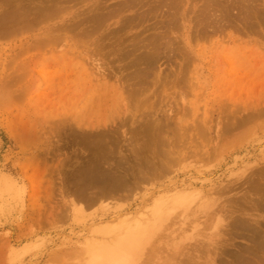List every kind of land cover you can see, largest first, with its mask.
I'll list each match as a JSON object with an SVG mask.
<instances>
[{
  "label": "rangeland",
  "instance_id": "374dc122",
  "mask_svg": "<svg viewBox=\"0 0 264 264\" xmlns=\"http://www.w3.org/2000/svg\"><path fill=\"white\" fill-rule=\"evenodd\" d=\"M24 1L0 34V264H264L233 225L264 233V0Z\"/></svg>",
  "mask_w": 264,
  "mask_h": 264
},
{
  "label": "bare ground",
  "instance_id": "6f19581e",
  "mask_svg": "<svg viewBox=\"0 0 264 264\" xmlns=\"http://www.w3.org/2000/svg\"><path fill=\"white\" fill-rule=\"evenodd\" d=\"M15 1H16V0H7V1L4 0V1H3V2L5 3V5H6V2L9 3V8H10V9L6 10L7 7H6V9L4 8V9L7 11V12H5V11H4V12L7 13V14H4V13H3L5 16H4L3 14L0 15L1 17L3 16L2 18H0V34L3 32V34H6V35H7V33H9L8 35L12 34L11 36H13V33H12V32H14V31H12V30L17 29L18 27H24L25 24H26V23H25V18L28 19V18H27V13H29V12L25 11V9H35V8H36L35 5H34L35 8L32 7L31 2H30V4L27 3L25 6L23 5L22 8H21L20 5H19V7H16V6H18V5L16 4ZM25 1H27V0H25ZM25 1H24V2H25ZM32 1H33V0H32ZM133 1H134V0H133ZM138 1H140L139 3H141V0H138ZM147 1H148V3H149V6H150V2H149V0H147ZM147 1L145 0V1H142V2H145V3H146ZM162 1H164V0H159V4H160V5L157 4L158 6H157V5L155 6V4H153V6H152L153 9H155L154 6H155V7H159V6H161V7H162V3H163ZM165 1H166V0H165ZM169 1H170V2H169ZM169 1H168V2H169L168 5H169V7H171V4H172V9H173L174 12H176L174 9H179V10H180V8H181L182 5L179 6V2H180L179 0H178V2H177L176 0H169ZM175 1H176L177 3H176ZM181 1H182V0H181ZM184 1H185V0H184ZM230 1H231V0H230ZM241 1L243 2V0H240V1L238 0L237 5H241L242 3H241V4H238V3H240ZM251 1H253V0H251ZM24 2H23V4H24ZM27 2H29V1H27ZM39 2H40V1H39ZM43 2L46 3V0H44ZM43 2H42V3H43ZM124 2H125L124 5H123L122 2L119 3V4H121V8L124 7V6H126V8L128 7V5H126V1H124ZM130 2H132V1H130ZM151 2H152V1H151ZM154 2H155V0H154ZM166 2H167V1H166ZM166 2H165V3H166ZM172 2H173V3H172ZM199 2H200V0H199ZM203 2H204V3H203ZM246 2H247V1H246ZM248 2H250V1H248ZM21 3H22V2H21ZM40 3H41V2H40ZM76 3H77V2H76ZM145 3H144V4H145ZM148 3H146V4H148ZM184 3H185V2H184ZM184 3H183V5H184ZM190 3H191V2H190ZM197 3H198V1H197ZM197 3H196V4H197ZM200 3H201V2H200ZM202 3H203L202 6L199 4V6H200V7H199L200 10H201V9H205V10H206V9H209L211 6H212V8L215 7V8H217V9L219 8V9H221V10H222L223 8H224V10L227 9V8L230 9V7L232 8V5H230V7H228V6H227L228 4H227V5H224L223 2H220V0H219V1H218V0H203ZM230 3H232V1H231ZM230 3H229V4H230ZM234 3H236V2H234ZM243 3H245V2H243ZM252 3H253V2H252ZM18 4H19V3H18ZM100 4H101V3H100ZM114 4H115V3H114ZM127 4H128V3H127ZM130 4H131V3H130ZM166 4H167V3H166ZM174 4H175V5H174ZM5 5H4V6H5ZM40 5H41V4H40ZM43 5H44V4H43ZM49 5H50V4H49ZM49 5H48V6H49ZM51 5H52V3H51ZM235 5H236V4H235ZM164 6H167V5H163V7H164ZM175 6H177V7L179 6L180 8H175ZM213 6H214V7H213ZM245 6H247V5H245ZM245 6H244V7H245ZM41 7H42V5H41ZM44 7H45V5H44ZM46 7H47V6H46ZM51 7H52V6H51ZM54 7H56V6H54ZM100 7H101V6H99L98 8L100 9ZM133 7H134V6H133ZM150 7H151V6H150ZM163 7H162V8H163ZM173 7H174V8H173ZM182 7H183V6H182ZM237 7H238V6H237ZM240 7H241V6H240ZM242 7H243V6H242ZM242 7H241V8H242ZM247 7H248V6H247ZM252 7H253V5H252ZM38 8H39V5H38L37 9H38ZM92 8H93V7H92ZM94 8H95V7H94ZM128 8H129V7H128ZM197 8H198V6H197ZM263 8H264V7H263ZM17 9H21V11H18ZM22 9H23V10H22ZM56 9H57V8H56ZM63 9H65V7H64ZM148 9L150 10V8H148ZM151 9H152V8H151ZM170 9H171V8H170ZM210 9H211V8H210ZM233 9H234V8H233ZM243 9H244V8H243ZM246 9H247V8H246ZM253 9H254V8H253ZM256 9H257V8H256ZM59 10H60V8H59ZM59 10H58V11H59ZM65 10H66V9H65ZM93 10H94V9H93ZM136 10H137V9H136ZM248 10H249V9H248ZM28 11H29V10H28ZM117 11H118V10H117ZM122 11H123V10H122ZM145 11L148 12V10H146V9H145ZM203 11H204V10H203ZM207 11H209V10H207ZM215 11H216V10H215ZM244 11H245V9H244ZM35 12H36V11H35ZM53 12H54V11H53ZM165 12H166V11H165ZM222 12H223V11H222ZM255 12H256V11H255ZM105 13H106V12H105ZM119 13H120V12H119ZM148 13L150 14V11H149ZM152 13H154V12H152ZM166 13H167V12H166ZM176 13H177V12H176ZM178 13H181V12H178ZM211 13H212V12H211ZM220 13H221V12H220ZM31 14H32V13H31ZM41 14H42V13H41ZM53 14H54V13H53ZM103 14H104V13H103ZM139 14H140V13H139ZM149 14H146V15L148 16ZM169 14H171V13H169ZM169 14H168V15H169ZM173 14H174V13H173ZM173 14H171V16H172ZM186 14H188V13H186ZM202 14H203V13H202ZM202 14H200V15H202ZM213 14H214V12H213ZM230 14H231V13H230ZM249 14H250V13H249ZM51 15H52V14H51ZM55 15H57V14H55ZM146 15L144 14V16H146ZM198 15H199V14H198ZM208 15H209V13H208ZM28 16H29V15H28ZM52 16H53V15H52ZM57 16H58V15H57ZM107 16H108V14H107ZM126 16H127V15H126ZM138 16H139V15H138ZM138 16H137V17H138ZM217 16H218V15H217ZM261 16H262V15H261ZM99 17H100V16H99ZM168 17H169V16H168ZM174 17H175V15H173V17H171V18H174ZM208 17H209V16H208ZM222 17L224 18V16H222ZM226 17H227V16H226ZM226 17H225V18H226ZM242 17H243V16H242ZM30 18H31V17H30ZM90 18H91V17H90ZM121 18H122V17H121ZM133 18H134V17H133ZM143 18H144V17H143ZM146 18H147V17H146ZM166 18H167V17H166ZM175 18H176V17H175ZM202 18H203V17H202ZM209 18H210V17H209ZM223 18H222V19H223ZM243 18H244V17H243ZM88 19H89V18H88ZM94 19H95V18H94ZM105 19H106V18H105ZM164 19H165V18H164ZM178 19H179V18H178ZM182 19H183V18H182ZM28 20H29V19H28ZM37 20H38V19H37ZM39 20H40V18H39ZM39 20H38V21H39ZM72 20H74V19H72ZM97 20H98V19H97ZM99 20H100V19H99ZM99 20H98V21H99ZM108 20H109V18H108ZM167 20H168V19H167ZM173 20H174V19H173ZM173 20H172V21H173ZM211 20H212V19H211ZM211 20H210V21H211ZM254 20H255V19H254ZM257 20H258V19H257ZM30 21H31V20H30ZM138 21H139V20H138ZM138 21H137V22H138ZM154 21H155V20H154ZM158 21H159V19H158ZM169 21H170V20H169ZM204 21H205V20H204ZM217 21H218V20H217ZM87 22H88V21H87ZM135 22H136V21H135ZM200 22H201V21H200ZM221 22H222V21H221ZM254 22H255V21H254ZM62 23H63V22H62ZM94 23H95V22H94ZM97 23H98V22H97ZM97 23H95V24H97ZM126 23H127V22H126ZM150 23H151V22H150ZM205 23H206V22H205ZM251 23H252V22H251ZM31 24H32V23H31ZM68 24H69V23H68ZM72 24H73V23H72ZM124 24H125V23H124ZM129 24H130V23H129ZM158 24H159V23H158ZM33 25H34V24H33ZM70 25H71V24H70ZM134 25H135V24H134ZM156 25H157V24H156ZM72 26H73V25H72ZM72 26H70V27L73 28L74 26H73V27H72ZM160 26H161V25H160ZM209 26H210V25H209ZM231 26H232V25H231ZM51 27H52V26H51ZM77 27H78V26H77ZM138 27H139V26H138ZM216 27H217V26H216ZM56 28H57V27H56ZM59 28H60V27H59ZM156 28H157V27H156ZM210 28H211V27H210ZM57 29H58V28H57ZM75 29H76V28H75ZM145 29H146V28H145ZM151 29H152V28H151ZM9 30H11V32H9ZM52 30H53V29H52ZM73 30H74V29H73ZM104 30H105V29H104ZM209 30H210V29H209ZM217 30H218V29H217ZM48 31H49V30H48ZM175 31H176V30H175ZM175 31H174V32H175ZM4 32H5V33H4ZM6 32H7V33H6ZM16 32L18 33V31H16ZM16 32H15V35H16ZM20 32H22V31H20ZM53 32H54V31H53ZM53 32H52V33H53ZM82 32H83V31H82ZM94 32H96V30H95ZM162 32L164 33V31H162ZM162 32H161V37H162V35H164ZM165 32H166V31H165ZM194 32H195V31H194ZM219 32H220V31H219ZM57 33H58V32H57ZM63 33H64V32H63ZM65 33H67V32H65ZM83 33H84V32H83ZM247 33H248V32H247ZM50 34H51V31H50ZM50 34H49V37H51ZM114 34H115V33H114ZM157 34H158V33H157ZM231 34H232V33H231ZM8 35H7V36H8ZM42 35H45V34H42ZM65 35H66V34H65ZM158 35H159V34H158ZM1 36H4V35H1ZM1 36H0V37H1ZM40 36H41V34H40ZM114 36H115V35H114ZM41 37H43V36H41ZM52 37H53V41H54V37H55V36H52ZM57 37L59 38V36H57ZM57 37H56L55 39H57ZM151 37H153V36H151ZM154 37H155V36H154ZM198 37H199V36H198ZM1 38H4V37H1ZM61 38H62V37H61ZM169 38H170V37H169ZM158 39H159V38H158ZM163 39H164V37H163ZM208 39H209V38H208ZM51 40H52V39H51ZM72 40H73V39H72ZM144 40H145V39H144ZM55 41H56V40H55ZM59 41H60V39L56 41V45H57V43H60V42H61V41H60V42H59ZM85 41H86V40H85ZM116 41H117V40H116ZM141 41H142V40H141ZM156 41H157V40H156ZM158 41L160 42V40H158ZM158 41H157L156 43H155V41H154V46H155V44L158 45V44H157ZM161 41H162V40H161ZM193 41H194V40H193ZM35 42H36V41H35ZM48 42H49V39H48ZM150 42H152V41H150ZM171 42H174V41H171ZM40 43H41V42H40ZM51 43H52V41H51ZM53 43H54V42H53ZM84 43H85V42H84ZM161 43H162V42H161ZM164 43H165V42H164ZM41 44H42V43H41ZM49 44H50V43H49ZM147 44H148V43H147ZM151 44H152V43H151ZM178 44H179V43H178ZM181 44H182V43H181ZM36 45H38V44H36ZM42 45H43V44H42ZM61 45H62V44H61ZM127 45H128V44H127ZM133 45H134V44H133ZM144 45H145V44H144ZM172 45H173V44H172ZM182 45H183V44H182ZM32 46H33V45H32ZM38 46H39V45H38ZM107 46H109V44H108ZM160 46H161V45H160ZM162 46H163V45H162ZM40 47H41V45H40ZM44 47H45V46H44ZM79 47H80V46H79ZM144 47H145V46H144ZM163 47H164V46H163ZM174 47H175V46H174ZM27 48H28V47H26L25 50H26ZM150 48H152V47H150ZM150 48H149V49H150ZM36 49H37V48H36ZM38 49H39V48H38ZM103 49H104V48H103ZM144 49H145V48H144ZM167 49H168V48H167ZM176 49H177V48H176ZM183 49H184V48H183ZM28 50H30V48H28ZM42 50H43V49H42ZM42 50H41V51H42ZM135 50H136V49H135ZM142 50H143V49H142ZM156 50H157V49H156ZM158 50H159V49H158ZM171 50H172V49H171ZM26 51H27V50H26ZM30 51H31V50H30ZM58 51H59V50H58ZM60 51H61V50H60ZM172 51H173V50H172ZM184 51H185V50H184ZM23 52H24V49H23ZM27 52H28V51H27ZM31 52H32V51H31ZM35 52H36V51H35ZM133 52H135V51H133ZM140 52H141V51H140ZM145 52H146V51H145ZM152 52H153V51H152ZM152 52H150V53H152ZM161 52H162V51H161ZM175 52H177V51H175ZM179 52H180V51H179ZM185 52H186V51H185ZM153 53H154V52H153ZM177 53H178V52H177ZM18 54H19V53H18ZM23 54H25V53H23ZM23 54H22V55H23ZM55 54H56V53H55ZM141 54H142V53H141ZM166 54H168V53H166ZM183 54H184V53H183ZM125 55H126V52H125ZM131 55H132V54H131ZM149 55H150V54H149ZM152 55H153V54H152ZM155 55H156V54H155ZM162 55H163V53H162ZM171 55H172V54H171ZM175 55H176V54H175ZM187 55H188V54H187ZM16 56H17V55H16ZM166 56H167V55H166ZM14 57H15V56H14ZM19 57H20V55H19ZM180 57H181V56H180ZM188 57H189V56H188ZM149 58H150V57H149ZM73 59H74V58H73ZM160 59H161V58H160ZM182 59H183V58H182ZM186 59H187V58H186ZM186 59H185V60H186ZM84 60H85V59H84ZM176 60H177V59H176ZM122 61H123V60H122ZM145 61L147 62L146 58H145ZM148 61H149V59H148ZM167 61H168V60H167ZM187 61H188V60H187ZM83 62H84V61H83ZM87 62H88V61H87ZM151 62H152V61H151ZM180 62H181V61H180ZM147 63H148V62H147ZM147 63H146V64H147ZM173 63H174V62H173ZM173 63H172V64H173ZM189 63H191V62H189ZM189 63H188V64H189ZM149 64H150V63H149ZM139 65H140V64H139ZM150 65H151V64H150ZM87 66H88V65H87ZM21 67H22V66H21ZM25 67H26V66H25ZM133 67H134V66H133ZM148 67H149V66H148ZM150 67H151V66H150ZM176 67H177V66H176ZM95 68H96V67H95ZM88 69H90V68H88ZM92 69H94V68H92ZM96 69H97V68H96ZM186 69H187V68H186ZM188 69H189V68H188ZM142 70H144V69H142ZM155 70H157V68H156ZM93 71H94V70H93ZM147 71H148V70H147ZM150 71H151V70H150ZM162 71H163V70H162ZM174 71H175V70H174ZM182 71H183V70H182ZM24 72H25V69H24ZM144 72H145V71H144ZM92 73H93V72H92ZM134 73H135V72H134ZM134 73H133V74H134ZM142 73H143V72H142ZM150 73H151V72H150ZM182 73H183V72H182ZM11 74H12V73H11ZM18 74H19V73H18ZM20 74H21V73H20ZM95 74H96V73H95ZM136 74H137V73H136ZM143 74H144V73H143ZM151 74H152V73H151ZM171 74H172V73H171ZM93 75H94V73H93ZM97 75H98V74H97ZM101 75H102V73H101ZM138 75H139V74H138ZM140 75H142V74H140ZM8 76H9V75H8ZM172 76H173V75H172ZM183 76H184V75H183ZM13 77H14V76H13ZM13 77H12V78H13ZM22 77H24V76H22ZM86 77H87V76H86ZM148 77H149V76H148ZM9 78H10V77H9ZM14 78H15V77H14ZM96 78H97V77H96ZM140 78H141V77H140ZM146 78H147V76H146ZM152 78H153V77H152ZM162 78H163V77H162ZM21 79H22V78H21ZM24 79H25V78H24ZM147 79H148V78H147ZM150 79H151V77H150ZM150 79H148V80H150ZM160 79H161V78H160ZM164 79H165V78H164ZM5 80H6V79H5ZM19 80H20V79H19ZM95 80H97V79H95ZM141 80H142V79H141ZM154 80H155V77H154ZM166 80H168V79H166ZM8 81H9V80H8ZM8 81H7V83H8ZM13 81H14V79H13ZM22 81H23V80H22ZM20 82H21V81H20ZM92 82H93V81H92ZM144 82H147V81H144ZM150 82H151V81H150ZM167 82H168V81H167ZM140 83H141V82H140ZM14 84H15V83H14ZM14 84H13V85H14ZM17 84H19V83H17ZM88 84H89V82H88ZM94 84H96V83H94ZM150 84H151V83H150ZM152 84H153V83H152ZM166 84H167V83H166ZM90 85L92 86V84H90ZM127 85H128V84H127ZM127 85H126V86H127ZM145 85L148 86V84H145ZM15 86H16V85H15ZM126 86H125V87H126ZM149 86H150V85H149ZM163 86H164V85H163ZM22 88H23V87H22ZM24 88H25V87H24ZM142 88H143V87H142ZM144 88H145V87H144ZM154 88H155V87H154ZM125 89H126V88H125ZM155 89H156V88H155ZM160 89H161V88H160ZM160 89H159V90H160ZM179 89H180V87H179ZM14 90H15V89H14ZM25 90H26V89H25ZM91 90H92V88H91ZM97 90H99V89H97ZM97 90H96V91H97ZM11 91H12V90H11ZM20 91H21V90H20ZM28 91H29V90H28ZM89 91H90V90H89ZM92 91H93V90H92ZM96 91H95V93H96ZM130 91H131V90H130ZM139 91H140V90H139ZM139 91H138V92H139ZM17 92H19V89L16 91V93H17ZM24 92H25V91H24ZM93 92H94V91H93ZM143 92H144V91H143ZM161 92H162V91H161ZM16 93H15V95H17ZM19 93H20V92H19ZM127 93H128V92H127ZM26 94H27V93H26ZM24 95H25V94H23V96H24ZM129 95H130V92H129ZM139 95H141V94L139 93ZM142 95H143V94H142ZM130 97L132 98V96H130ZM135 98H136V97H135ZM150 98H151V97H150ZM128 99H129V98H128ZM133 99H134V98H133ZM135 100H137V98H136ZM129 101H130V100H129ZM149 102H150V101H148V103H149ZM122 103H123V102H122ZM132 103H133V101H132ZM136 103H137V102H136ZM148 103H147V104H148ZM124 104H125V103H124ZM133 104H134V103H133ZM153 104H154V103H153ZM126 105H127V104H126ZM149 105H150V104H149ZM130 106H131V105H130ZM130 106H129V107H130ZM138 107H139V106H138ZM140 108H141V107H140ZM131 110H132V109H131ZM148 111H149V110H148ZM237 111H238V110H237ZM233 112H234V111H233ZM251 112H252V111H251ZM143 115H144V114H143ZM146 115H147V114H146ZM69 118H70V117H69ZM177 122H179V121H177ZM177 124H178V123H177ZM179 124H180V123H179ZM144 125H145V124H144ZM66 126H67V125H66ZM153 127H155V126H153ZM162 127H163V126H162ZM63 128H64V126H63ZM158 128H159V127H158ZM176 128H177V127H176ZM69 129H70V128H69ZM69 129H68V130H69ZM150 129H151V128H150ZM150 129H149V130H150ZM59 130H60V129H59ZM173 130H174V129H173ZM177 130H179V129H177ZM202 131H203V130H202ZM103 132H104V131H103ZM108 132H109V131H108ZM142 132H143V131H142ZM142 132H141V133H142ZM162 132H163V131H162ZM177 132H178V131H177ZM198 132H199V131H198ZM98 133H99V132H98ZM153 133H154V132H153ZM143 134H144V133H143ZM155 134H156V133H155ZM173 134H174V133H173ZM182 134L184 135V133H182ZM182 134H181V135H182ZM97 135H98V134H97ZM106 135H107V134H106ZM83 136H84V135H83ZM87 136H88V135H87ZM87 136H86V137H87ZM155 136H156V135H155ZM96 137H97V136H96ZM90 138H93V137H90ZM161 140H162V138H161ZM94 142H95V141H94ZM144 142H145V141H144ZM91 144H92V143H91ZM98 144H99V143H98ZM127 144H128V143H127ZM95 145H96V144H95ZM105 145H106V144H105ZM116 145H117V144H116ZM158 145H159V144H158ZM103 146H104V145H103ZM165 146H166V145H165ZM99 147H100V146H99ZM105 147H106V146H105ZM107 147H108V146H107ZM176 147H177V146H176ZM132 148H133V147H132ZM144 148H145V147H144ZM183 148H184V147H183ZM109 149H110V148H109ZM111 149H112V148H111ZM111 149H110V151H111ZM130 149H131V148H130ZM152 149H153V148H152ZM155 149H156V148H155ZM101 150H102V149H101ZM131 150H132V149H131ZM149 150H150V149H149ZM99 151H100V150H99ZM104 151H105V150H104ZM104 151H103V152H104ZM135 151H136V150H135ZM93 152H94V151H93ZM97 152H98V150H97ZM97 152H96V154H97ZM103 152H102V153H103ZM106 152H107V151H106ZM110 153H111V152H110ZM135 153H136V152H135ZM154 153H155V152H154ZM108 154H109V153H108ZM132 154H134V153H132ZM155 154H156V153H155ZM162 154H163V155H161V156H164V153H162ZM104 155H107V154H104ZM149 155H150V154H149ZM167 155H168V154H167ZM94 156H96V155H94ZM100 156H101V155H100ZM105 157H106V156H105ZM136 157H137V156H136ZM158 157H159V156H158ZM106 158H107V157H106ZM144 158H145V157H144ZM168 158H169V157H168ZM100 159H101V158H100ZM93 160H94V159H93ZM95 160H96V159H95ZM107 160H108V159H107ZM151 160H152V159H151ZM99 161H100V160H99ZM109 161H110V160H109ZM149 161H150V160H149ZM165 161H166V160H165ZM165 161H164V162H165ZM107 162H108V161H107ZM151 162H152V161H151ZM98 163H99V162H98ZM102 163H103V162H102ZM93 164H94V163H93ZM119 164H120V163H119ZM151 164H152V163H151ZM120 165H121V164H120ZM157 165H158V164H157ZM166 165H167V164H166ZM97 166H98V165H97ZM102 166H103V165H102ZM142 166H143V165H142ZM160 166H161V165H160ZM164 167H165V166H164ZM95 168H96V167H95ZM87 169H88V168H87ZM92 169H93V168H92ZM162 169H163V168H162ZM96 170H97V169H96ZM100 170H101V169H100ZM112 170H113V169H112ZM86 171H87V170H86ZM84 172H85V171H84ZM159 172H160V171H159ZM118 173H119V172H118ZM154 173H155V172H154ZM102 174H103V173H102ZM102 174H101V176L103 177ZM107 174H108V173H107ZM112 174H113V173H112ZM96 175H97V174H96ZM98 175H100V174H98ZM129 175H130V174H129ZM143 175H144V174H143ZM109 176H110V175H109ZM112 176H113V175H112ZM117 176H118V175H117ZM123 176H124V175H123ZM131 176H132V175H131ZM76 177H77V175H76ZM114 177H116V176H114ZM104 178H105V177H104ZM116 178H117V177H116ZM142 178H143V177H142ZM263 178H264V177H263ZM97 179H98V178H97ZM135 179H136V178H135ZM117 180H118V179H117ZM144 180H145V179H144ZM87 181H88V180H87ZM89 181H90V180H89ZM89 181H88V182H89ZM107 181H108V182H111L110 179H107ZM124 181H125V180H124ZM116 182H117V181H116ZM120 182H121V181H120ZM260 182H261V180H260ZM113 183H114V182H113ZM123 183H124V182H123ZM263 183H264V182H263ZM93 184H94V183H93ZM97 184H98V183H97ZM87 186H88V185H87ZM89 186H90V185H89ZM89 186H88V187H89ZM92 186H94V185H92ZM112 186H113V185H112ZM90 187H91V186H90ZM109 187H110V184H109ZM252 188H253V187H252ZM127 189H128V188H127ZM253 189H254V188H253ZM127 191H128V190H127ZM254 191H255V190H254ZM115 192H116V191H115ZM81 193H82V192H81ZM104 194H105V193H104ZM111 194H112V193H111ZM113 194H114V193H113ZM85 197H86V196H85ZM85 199H86V198H85ZM89 199H90V198H89ZM93 200H94V199H93ZM91 201H92V200H91ZM241 201H242V203H243V200H241ZM241 201H240V202H241ZM255 201H256V200H255ZM255 201H254V202H255ZM206 202H207V201H206ZM208 202H209V201H208ZM208 202H207V203H204V205L208 204ZM245 203H246V202H245ZM256 203H257V202H256ZM257 204H258V203H257ZM238 205H240V204H238ZM262 205H263V204H262ZM207 206H208V205H207ZM258 207H260V205H259ZM158 208H159V207H158ZM253 208H254V207H253ZM260 208H261V207H260ZM225 210H226V209H225ZM206 212H207V211H206ZM216 212H217V211H216ZM220 213H221V212H220ZM223 213H224V212H223ZM223 213H222V214H223ZM159 214H161V213H159ZM234 217L236 218V216H234ZM226 218H227V217H226ZM158 220H159V219H158ZM160 220H161V218H160ZM231 220H233V218H232ZM231 220H230V221H231ZM155 221H156V220H155ZM162 221H163V220H161V222H162ZM157 222H159V221H157ZM246 222H247V221H246ZM246 222H245L243 219H241V220H240V219H239V220H238V219H235V220L233 221V225H234L235 228L241 230L240 232H242V234H244V235H248V236H249V237H245V238H248V239L252 238L253 241H254L255 244H256V247L258 246L259 249H260V248L264 249V233H263V230H262L260 227H254V226H252V225H250L249 223H246ZM92 224H93V223H92ZM151 224H154V223H151ZM145 226H146V225H145ZM153 226H155V225H153ZM158 226H159V224H158ZM148 227H149V226H148ZM153 228H154V227H153ZM153 228H151L152 231H154ZM231 228H233V227H231ZM99 229H100V228H99ZM142 229H143V227H142ZM142 229H141V230H142ZM146 229H148V228H145V230H146ZM149 229H150V228H149ZM155 229H156V228H155ZM223 229H224V228H223ZM103 230H104V229H103ZM138 230H139V229H138ZM148 231H149V230H148ZM148 231H147V230H146L145 232L143 231V234H142V233H140V234L144 235V233H146V232L148 233ZM152 231H151V232H152ZM220 231H221V230H220ZM225 231H226V230H225ZM137 232H138V231H137ZM224 233H225V232H224ZM148 234L150 235V232H149ZM235 234H236V236H237V233H235ZM242 234H241V235L238 234V235L242 236ZM142 235H141V236H142ZM149 235H147L146 237L148 238ZM217 235H218V234H217ZM141 236H140V237H141ZM136 237H139V236L136 235ZM136 237H135V238L133 237V239H132V240L134 241L135 244H136V242H137L136 240L138 239V238L136 239ZM142 237H143V236H142ZM176 237H177V236H176ZM218 237H219V236H218ZM123 238H124V237H123ZM127 238H128V237H127ZM130 238H131V237H130ZM130 238H129V240H130ZM143 238H144V237H143ZM143 238H142V239H143ZM118 239H119V238H118ZM121 239H122V238H120V240H121ZM134 239H136V240H134ZM149 239H150V238H149ZM214 239H215V238H214ZM120 240H119V241H120ZM145 240H146V239H145ZM145 240H144V242H146ZM117 241H118V240H117ZM117 241H116V244L118 243ZM135 241H136V242H135ZM139 241H140V239L138 240V242H139ZM219 241H220V240H219ZM123 242H124V240H123ZM128 242H129V241H128ZM142 242H143V241H142ZM200 242H201V241H200ZM120 243H121V241H120ZM124 243H126V242H124ZM130 243H131V242H130ZM130 243H129V244H130ZM122 244H123V243H122ZM139 244L141 245V243H139ZM144 244H145V243H144ZM203 244H204V243H203ZM234 244H235V243H234ZM131 245H133V244H131ZM136 245H137V244H136ZM199 245H200V244H199ZM206 245H207V244H206ZM252 245H253V244H252ZM133 246L135 247V245H133ZM137 246H138V245H137ZM193 246H194V245H193ZM202 246H203V245L201 244L200 247H202ZM194 247H195V246H194ZM203 247H205V246H203ZM251 247H252V246H251ZM258 247H257V249H258ZM106 248H107V246H106ZM131 248H132V247H131ZM206 248H207V247H206ZM168 249H169V248H168ZM189 249H190V248H189ZM197 249H198V248H197ZM215 249H216V248H215ZM218 249H219V248H218ZM243 249H244V246H243ZM247 249H248V248H247ZM247 249H244L243 251H244V252L246 251V253H247ZM252 249H254V247H253ZM259 249H258V250H259ZM262 249H260V250H262ZM98 250H99V249H98ZM202 250H203V249H202ZM219 250H220V249H219ZM250 250H251V249L249 248V249H248V252H249V253H250ZM132 251H133V250H132ZM195 251H196V250H195ZM222 251H224V250H222ZM228 251H229V250H228ZM241 251H242V250H241ZM254 251H255V250H254ZM97 252H98V251H97ZM104 252H105V251H104ZM135 252H136V251H135ZM263 252H264V251H263ZM92 253H93V252H92ZM138 253H139V251H138ZM158 253H159V252H158ZM190 253H192V252H190ZM190 253H189V254H190ZM223 253H224V252H223ZM234 253H236V251L233 252V254H232L233 257H231V256H230V257H231V258H235V260H234L235 262L233 263V262L230 261V264H236V263H237V264H252V263H254V262H252L250 259H248L246 256H245V257H246V258H245L244 255H242V256L238 255V256L234 257V256L236 255V254H234ZM237 253H238V252H237ZM253 253H254V252H253ZM96 254H97V253H96ZM135 254H136V253H135ZM167 254H168V253H167ZM183 254H184V253H183ZM201 254H202V253H201ZM225 254H226V253H225ZM238 254H240V253H238ZM247 254H248V253H247ZM255 254H257V251H256V253H254V256L256 257ZM88 255H89V254H88ZM170 255H171V254H170ZM218 255H219V254H218ZM227 255H228V254H227ZM230 255H231V254H230ZM252 255H253V254H252ZM257 255H258V254H257ZM185 256H186V255H185ZM185 256H184V257H185ZM192 256H193V255H192ZM194 256H196V255H194ZM228 256H229V255H228ZM171 257H172V256H171ZM187 258H188V257H187ZM187 258H186V259H187ZM189 258H191V256H190ZM193 258H194V257H193ZM193 258H192V259H193ZM222 258H223V257H220V259H222ZM260 258H261V257H260ZM260 258H259V259H260ZM215 259H216V258H215ZM218 259H219V258H218ZM247 259H248V260H247ZM256 259H258V257H257ZM216 260H217V259H216ZM253 261H254V260H253ZM261 261H262V260L260 259L259 262H261ZM188 262L190 263L191 261L188 259V261H186V263H188ZM250 262H251V263H250ZM93 263H94V262H93ZM93 263H92V264H93ZM95 263H96V262H95ZM180 263H181V262H180ZM186 263H185V264H186ZM193 263H194V262H193ZM225 263H226V262H225ZM227 263H228V262H227ZM262 263H264V261H263ZM96 264H99V263H96ZM223 264H224V263H223ZM255 264H256V263H255Z\"/></svg>",
  "mask_w": 264,
  "mask_h": 264
}]
</instances>
